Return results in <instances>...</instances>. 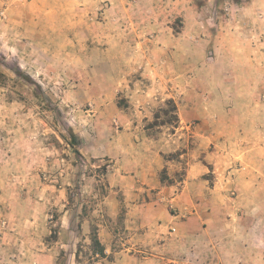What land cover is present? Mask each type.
<instances>
[{
    "label": "rangeland",
    "instance_id": "rangeland-1",
    "mask_svg": "<svg viewBox=\"0 0 264 264\" xmlns=\"http://www.w3.org/2000/svg\"><path fill=\"white\" fill-rule=\"evenodd\" d=\"M131 1L141 25L159 20L173 33L187 25L173 64L188 85L163 97L145 125L172 160L158 171L166 191H125L117 163L103 156L110 131L79 84L91 67L101 87L109 73L117 87L126 57H137L123 31L127 0H0V264H113L123 254L141 264H264L260 231L245 249L233 228L207 227L201 194L194 205L176 198L197 137L195 122L177 116L184 96L209 94L215 110L264 104V0ZM135 204L144 206L138 217ZM93 229L104 257L93 255Z\"/></svg>",
    "mask_w": 264,
    "mask_h": 264
},
{
    "label": "crops",
    "instance_id": "crops-1",
    "mask_svg": "<svg viewBox=\"0 0 264 264\" xmlns=\"http://www.w3.org/2000/svg\"><path fill=\"white\" fill-rule=\"evenodd\" d=\"M127 4L123 31L127 33V46H136L132 49L137 59L132 54L126 57L129 70L119 79L117 87L111 73L109 77L105 75L106 85L101 87L91 67L85 70L89 79L85 76L79 84L84 88L81 89L83 100H92L94 111H99L98 127L110 131L102 137L106 139L103 156L117 163V173L123 174L127 181L123 185L125 191H140L143 184L150 189L166 191L168 189L159 180L158 171L172 160L164 155L167 146L157 148L145 125L153 114L154 106L164 100L163 97L174 98L182 87L188 85L187 73L178 77L177 65L173 64L187 25L175 33L168 23L159 20L141 25L132 19L139 12L137 5L131 0H127ZM109 38L112 40V36ZM94 50L90 61L93 65L99 58L98 51ZM79 59L82 63L81 56ZM138 64L141 72L135 75L133 70ZM189 78L190 84L192 79ZM164 85L167 86L166 93L162 90ZM87 88L94 94L91 98ZM188 94L184 96L186 102L178 105L177 116L181 122H195L197 137L193 140L194 146L187 150L193 160L189 162L176 198L187 205H194V198L201 194V207L208 211V215H203L207 227L217 225L223 232L233 228V238L244 241L243 248L251 250L256 230L264 239V104L247 102L215 110L211 109L209 94L198 97V102ZM117 97L123 98L125 104L118 105ZM107 110L110 112L106 114ZM140 205L135 204L132 208L137 217L140 216V207H144ZM155 210H161V206ZM151 213L153 219L156 213L154 210ZM145 216L144 211L142 222ZM104 252H109V249H104ZM121 256L113 264H141L134 256Z\"/></svg>",
    "mask_w": 264,
    "mask_h": 264
},
{
    "label": "trees",
    "instance_id": "trees-1",
    "mask_svg": "<svg viewBox=\"0 0 264 264\" xmlns=\"http://www.w3.org/2000/svg\"><path fill=\"white\" fill-rule=\"evenodd\" d=\"M169 102H172V100L169 99ZM72 137L75 138V135L73 133H71V138ZM73 142H74V139H73ZM73 142H69V144L73 146L74 144ZM90 239H91V244H92L93 255L95 256V258L104 257L105 256L104 247L98 239L96 229H93L91 231Z\"/></svg>",
    "mask_w": 264,
    "mask_h": 264
}]
</instances>
